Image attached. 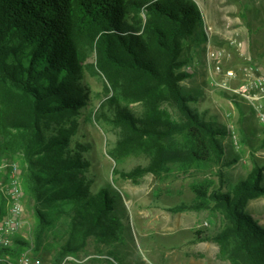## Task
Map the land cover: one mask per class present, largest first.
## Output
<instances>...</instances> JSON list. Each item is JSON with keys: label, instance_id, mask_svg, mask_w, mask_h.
Here are the masks:
<instances>
[{"label": "trees", "instance_id": "trees-1", "mask_svg": "<svg viewBox=\"0 0 264 264\" xmlns=\"http://www.w3.org/2000/svg\"><path fill=\"white\" fill-rule=\"evenodd\" d=\"M201 22L193 0H0V150L22 163L24 201L34 204L37 236L63 214L70 219L71 237L55 245L54 264L74 256L90 236L109 244L121 234L108 190L90 189L86 143L71 144L90 97L80 81L86 67L113 92L107 104L116 105L123 128L115 150L150 155L146 166L124 177L137 183L146 173L160 176L170 163L200 165L225 154L219 141L225 131L194 111L193 97L180 86L189 76L180 71L183 54ZM120 100L139 101L143 114ZM263 177L264 165L256 164L230 191L194 186L201 201L212 200L223 214L222 230L206 238L222 246L231 264H264V224L245 211L264 195ZM27 247L17 236L0 255L17 261Z\"/></svg>", "mask_w": 264, "mask_h": 264}, {"label": "rangeland", "instance_id": "rangeland-1", "mask_svg": "<svg viewBox=\"0 0 264 264\" xmlns=\"http://www.w3.org/2000/svg\"><path fill=\"white\" fill-rule=\"evenodd\" d=\"M244 1L246 19L250 24L258 25L253 27L258 29L257 33L254 30L255 35L258 40L264 41V0ZM196 32L199 34L198 29ZM188 49L183 54L186 61L180 67L182 72H185L183 68L191 58L190 53L185 54ZM90 62H95V53L89 57ZM258 65L264 69V56L258 57ZM80 81L90 97L88 105L78 115V131L71 144L76 141L86 143L84 157L89 162L90 189L93 193L101 188L108 190L113 198L114 213L121 222V234L119 239L109 244L90 236L74 256L68 255L55 264H231L222 246L216 240L206 238L222 230L225 224L223 214L212 200L201 201L194 192V186L208 184L211 191L227 192L244 179L254 165H264V127L253 108L243 98L230 102L226 93L212 89L199 72L190 73L181 81V89L193 97L189 105L194 111L219 124L225 131L219 136L225 154L218 162L200 165L170 163L167 171L160 176L146 173L135 183L131 178L124 177L122 172L146 166L149 153L140 149L125 153L115 150L123 137V128L115 118L116 105L107 104V99L113 95L112 90L106 89L107 82L102 75L87 67ZM119 103L136 115L143 114L144 108L139 101L120 100ZM164 106L178 119L173 106ZM227 113L230 117L226 116ZM229 122L234 123L238 145L226 126ZM112 152H116L117 157H113ZM4 157L8 155L0 150V159ZM16 160L21 166V161ZM259 200L262 202L255 208V215L249 206L252 201L245 211L260 220L259 216L264 217V196ZM200 202L206 206L197 207ZM33 205L24 201L26 224L14 238L20 236L27 240L30 247L24 251L27 250L32 258H39L41 264H54L52 254L55 253V245L71 237L70 219L63 214L37 236ZM178 206L182 209L170 210ZM75 238L76 235L74 243ZM36 245H39L38 251L35 250Z\"/></svg>", "mask_w": 264, "mask_h": 264}, {"label": "built area", "instance_id": "built-area-1", "mask_svg": "<svg viewBox=\"0 0 264 264\" xmlns=\"http://www.w3.org/2000/svg\"><path fill=\"white\" fill-rule=\"evenodd\" d=\"M226 44L229 49L211 45L213 27H202L205 36L204 68L208 85L228 95L230 102L243 98L253 108L260 124L264 127V73L247 50V42L234 26L231 18L225 21ZM234 54V56H233ZM236 58L238 59H235ZM197 58H191L184 66L188 74L194 73L198 65ZM230 117V114H226ZM231 137L238 145L233 122L227 125ZM0 249L9 247L14 236L26 224L24 213V190L22 171L18 160L4 157L0 159ZM3 264H41L39 258H32L27 252L22 253L15 263L7 255H0Z\"/></svg>", "mask_w": 264, "mask_h": 264}, {"label": "crops", "instance_id": "crops-1", "mask_svg": "<svg viewBox=\"0 0 264 264\" xmlns=\"http://www.w3.org/2000/svg\"><path fill=\"white\" fill-rule=\"evenodd\" d=\"M201 13V26L198 29L199 34L196 32V40L190 43V48L185 52L187 55L190 53L191 58L198 59V65L195 72H199L204 80L206 81V71L204 68V56H205V36L202 30L203 25L209 24L213 27V35L211 40V45L214 47L222 46L229 49L226 44V31H225V21L226 18H231L233 20L234 26H236L243 37L247 42V50L249 54L253 57L254 61L258 64V57L264 56V41L258 40L255 32L257 33L258 25L254 23H249L246 19V4L244 0H193ZM255 30V32H254ZM258 40V41H257ZM234 56V54H233ZM190 58V59H191ZM235 59L236 56H235ZM238 60V59H237ZM264 73V69L262 70ZM185 80V79H184ZM264 178V177H263ZM264 196V195H263ZM259 196L257 198L251 199L250 201V210L255 215L257 212L254 211L255 208L259 205ZM255 200V201H254ZM254 201V202H253ZM247 204V205H248ZM260 217V222L264 224V217Z\"/></svg>", "mask_w": 264, "mask_h": 264}]
</instances>
